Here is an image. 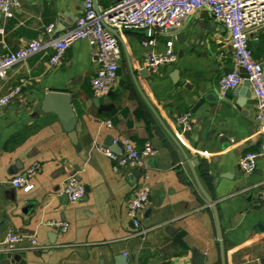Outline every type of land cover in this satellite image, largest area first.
<instances>
[{"label": "crops", "instance_id": "1", "mask_svg": "<svg viewBox=\"0 0 264 264\" xmlns=\"http://www.w3.org/2000/svg\"><path fill=\"white\" fill-rule=\"evenodd\" d=\"M94 1L99 11L113 2ZM83 11V0H19L11 17L0 14V54L59 35ZM182 27L180 41L157 32L151 46L140 30H114L121 57L106 95L92 92L95 48L85 40L70 44L55 65L48 48L0 79V96L21 87L20 97L0 107V241L8 232L37 240L36 247L25 241L1 251L0 264H120L124 256L125 264H264V157L250 172L239 166L242 155L259 150L264 116L253 94L236 105L245 80L219 91V77L233 68L226 29L204 9ZM167 40L176 59L148 68L146 54L161 53ZM249 44L264 67V29ZM49 91L72 97L77 145L54 113L41 110ZM185 113L190 127L183 131L176 117ZM123 137L137 149L154 145L142 168L116 170L100 150L117 153ZM32 164L33 188H13L10 179ZM69 173L85 187L76 202L61 193ZM142 174L150 187L139 214L145 232L128 215ZM57 221L66 231L52 225Z\"/></svg>", "mask_w": 264, "mask_h": 264}, {"label": "built area", "instance_id": "2", "mask_svg": "<svg viewBox=\"0 0 264 264\" xmlns=\"http://www.w3.org/2000/svg\"><path fill=\"white\" fill-rule=\"evenodd\" d=\"M19 0H0V14L11 17ZM84 11L75 23L64 29L59 35L48 39H34L15 50H6L0 54V79L15 65L26 61L29 57L48 48L53 49L49 59L50 65L57 64L67 47L75 41L85 40L95 48L96 70L90 78V86L94 95H106L116 79V71L121 57L120 46L114 30H140L144 33V46L154 45V35L157 32L168 33L170 29H178L182 23L194 12L204 9L215 21L219 22L227 31L229 47L233 55V68L223 73L218 79L221 94L236 89L243 80L249 81L250 89L256 98L258 116H264V67L254 58L249 41L253 34L264 29V0H113L111 5L102 11L94 8V0H83ZM47 30L50 32L52 26ZM3 30L0 29V32ZM176 59L172 40H167L161 53L146 54L145 65L156 71L161 65L171 63ZM21 95V87L15 85L0 96V107L10 103ZM176 122L183 131L189 129V114L176 117ZM110 125L109 121H106ZM100 150L116 161L114 169L120 167L142 168L143 158L156 152L151 142H145L141 149H137L128 137H123L118 146V152L108 147ZM264 157V139L258 151H248L239 160V166L246 172L256 166L258 157ZM38 170L37 164L28 166L25 170L15 174L10 179L13 188H20L25 192L33 188L32 177ZM61 193L71 202L81 200L85 195V187L76 173L65 176ZM150 187L146 176L141 180L129 199L128 215L134 227L139 232V214L149 201ZM52 225L60 232L66 231V222L57 221ZM28 241L36 247L34 234L8 232L0 241V252L15 249Z\"/></svg>", "mask_w": 264, "mask_h": 264}, {"label": "water", "instance_id": "3", "mask_svg": "<svg viewBox=\"0 0 264 264\" xmlns=\"http://www.w3.org/2000/svg\"><path fill=\"white\" fill-rule=\"evenodd\" d=\"M94 8L97 10V5L94 1ZM182 28L178 29H170L168 34H175L176 39L180 41V38H183V34L181 33ZM251 89L249 81L245 80L242 84V88L239 91L240 99L235 101L236 105H242L243 102L251 97ZM41 110L44 112H52L54 113L63 128V130L67 133L68 137L70 138L71 142L77 145V135L75 131L76 126V115L72 107V97L63 91H49L44 94L42 102H41ZM226 139V138H225ZM227 140V139H226ZM116 145V149H117ZM139 170H134L135 174H138ZM197 259H201L202 255H196ZM7 257H12L13 260L19 261L21 258V254H11L8 253ZM124 257H120L119 261L120 264H125L123 261ZM264 262V258L262 259ZM197 264H200L197 262Z\"/></svg>", "mask_w": 264, "mask_h": 264}]
</instances>
